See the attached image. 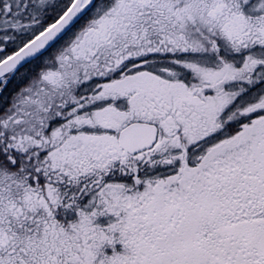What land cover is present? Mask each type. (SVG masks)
Masks as SVG:
<instances>
[{
	"label": "snow or ice",
	"instance_id": "1",
	"mask_svg": "<svg viewBox=\"0 0 264 264\" xmlns=\"http://www.w3.org/2000/svg\"><path fill=\"white\" fill-rule=\"evenodd\" d=\"M0 264H264V0H0Z\"/></svg>",
	"mask_w": 264,
	"mask_h": 264
}]
</instances>
